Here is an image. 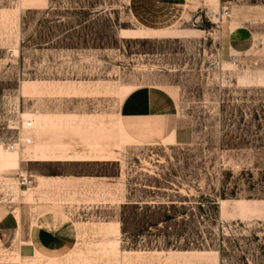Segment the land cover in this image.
<instances>
[{
  "label": "rangeland",
  "instance_id": "rangeland-1",
  "mask_svg": "<svg viewBox=\"0 0 264 264\" xmlns=\"http://www.w3.org/2000/svg\"><path fill=\"white\" fill-rule=\"evenodd\" d=\"M131 4L0 0L1 158H16L4 144L30 113L109 125L132 89L166 87L178 104L177 142L117 136L108 148L118 161H37L23 169L92 177L86 180L95 183L63 185L60 197L65 216L86 227L81 247L107 239L96 229H119L111 236L117 248L97 253L101 264H264V0H186V19L172 26L189 34L123 38V30L140 26ZM238 28L250 38L245 50L229 37ZM230 53L238 63L229 68ZM213 58L217 69L209 66ZM56 84H83L90 92L22 95ZM17 178L0 171V207L9 215L30 213ZM26 247L0 233V264H15L11 254L28 255Z\"/></svg>",
  "mask_w": 264,
  "mask_h": 264
},
{
  "label": "crops",
  "instance_id": "crops-1",
  "mask_svg": "<svg viewBox=\"0 0 264 264\" xmlns=\"http://www.w3.org/2000/svg\"><path fill=\"white\" fill-rule=\"evenodd\" d=\"M131 8L132 16L140 23V26L123 30L122 34L128 36L123 38L177 37L191 32L188 29L172 26L175 22L186 19V0H132ZM164 22H170L171 25H155ZM138 30H142L143 35L133 37L131 34ZM233 31L229 37L238 46L237 48L239 50L249 48V36L244 31L241 32L239 28L234 34ZM26 84L29 86L33 83ZM88 87L83 84H56L49 89L47 87L41 89L40 94L22 95L71 96L73 92H90ZM70 116L71 114L39 111L30 113L29 117L34 122L32 130L29 131L33 143L21 149L19 155L10 160L1 158L0 153V171L11 169L18 175L27 176L29 171L22 167L26 162L118 161L116 151L108 148V141L117 136L147 145L164 142L171 144L177 142L180 137L177 101L170 89L159 85L138 86L127 93L119 103L117 119L112 124L108 125L100 118L94 126H75V122L79 119L75 120ZM73 144H81L83 149L75 150ZM1 147H3L2 143H0ZM31 175L34 177V185H31L30 189L23 194L30 213L23 209L19 214L13 212L9 215L0 207V233L6 237L24 240L27 245L25 249L29 252V256H21L19 251H14L11 254L12 262L15 264H101L97 253L108 254L117 248L118 240L112 239L111 236H117L119 229L118 231L93 229L95 234L99 233L107 239L99 242L97 248L91 245L92 242L87 247H81L78 240L79 237L86 235V227L83 226L82 229L78 225L75 227L74 223L65 216V202L60 197L63 185L73 187L95 183L86 180L92 177L43 176L36 173ZM107 263H109L108 260Z\"/></svg>",
  "mask_w": 264,
  "mask_h": 264
},
{
  "label": "built area",
  "instance_id": "built-area-1",
  "mask_svg": "<svg viewBox=\"0 0 264 264\" xmlns=\"http://www.w3.org/2000/svg\"><path fill=\"white\" fill-rule=\"evenodd\" d=\"M228 63L231 67H235L238 63V56L237 54L230 53L228 56ZM219 61L216 58H213L209 62V66L213 69L219 68ZM230 79V78H228ZM21 131H19L13 138L9 139L4 146L6 149L9 150H20L26 145L32 144L33 138L29 134V131L32 129V120L28 119L25 123H21ZM23 131H27V133L23 134ZM19 185L20 186H31L34 184V177L32 175H18Z\"/></svg>",
  "mask_w": 264,
  "mask_h": 264
},
{
  "label": "bare ground",
  "instance_id": "bare-ground-1",
  "mask_svg": "<svg viewBox=\"0 0 264 264\" xmlns=\"http://www.w3.org/2000/svg\"><path fill=\"white\" fill-rule=\"evenodd\" d=\"M212 12V11H211ZM225 15V14H224ZM228 64V66H229V68L231 67L230 66V64L229 63H227ZM28 119H31V118H26V119H23L22 120V122L23 123H25ZM32 120V119H31ZM21 122V123H22ZM32 128H33V122H32ZM33 143V142H32ZM29 145H31V144H29ZM29 145H26V146H24L23 148H25V147H27V146H29ZM23 148H21V149H23ZM21 149L20 150H9V149H6L5 148V153L6 154H11V155H19V153H20V151H21ZM7 164V163H6ZM12 164V163H11ZM7 167V166H6ZM20 175V174H19ZM24 176V175H23ZM18 179V178H17ZM18 181H19V179H18ZM30 187L31 186H27V187H23V188H25L26 190H28V189H30ZM27 250V249H26ZM34 252V251H33ZM27 259V258H26ZM22 260V259H21ZM26 261V260H25ZM24 262V261H23Z\"/></svg>",
  "mask_w": 264,
  "mask_h": 264
}]
</instances>
